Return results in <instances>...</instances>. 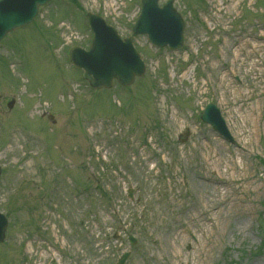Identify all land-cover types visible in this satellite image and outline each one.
Wrapping results in <instances>:
<instances>
[{"label": "rangeland", "instance_id": "374dc122", "mask_svg": "<svg viewBox=\"0 0 264 264\" xmlns=\"http://www.w3.org/2000/svg\"><path fill=\"white\" fill-rule=\"evenodd\" d=\"M140 1L52 0L0 42V264H264V0H172L182 47L135 37L144 75L91 91L85 14L124 39Z\"/></svg>", "mask_w": 264, "mask_h": 264}, {"label": "water", "instance_id": "95a60500", "mask_svg": "<svg viewBox=\"0 0 264 264\" xmlns=\"http://www.w3.org/2000/svg\"><path fill=\"white\" fill-rule=\"evenodd\" d=\"M51 0H0V41L11 31L31 23L39 7ZM158 0H142V9L132 33L134 36L147 35L149 41L163 48L175 50L182 45L183 21L168 2L162 9L157 7ZM88 24L94 34L88 52L75 48L70 52L72 64L84 71V79L95 89H108L116 80L126 87L135 77L144 73L143 63L134 50L133 38L121 41L115 31L93 15H87ZM13 101L8 103V109ZM201 119L210 124L214 131L230 139L218 110L209 105ZM6 219L0 215V242L4 239ZM127 254L118 264H123Z\"/></svg>", "mask_w": 264, "mask_h": 264}, {"label": "bare ground", "instance_id": "6f19581e", "mask_svg": "<svg viewBox=\"0 0 264 264\" xmlns=\"http://www.w3.org/2000/svg\"><path fill=\"white\" fill-rule=\"evenodd\" d=\"M246 47H250V45L249 44H246ZM253 47V46H252ZM255 48V47H254ZM242 50V49H241ZM240 50V51H241ZM247 97H249V96H247ZM244 123V125L246 126V128H247V124H246V122L244 121L243 122ZM238 139V138H237ZM239 149L242 151V153H244V152H247L248 151V147H246V146H239ZM232 170H234V169H232ZM230 212H234V213H238V214H244L246 211H247V209L245 208V207H237V206H235L234 204H230ZM197 253H200L201 252V248H197ZM199 257H200V254L199 255H197V258H196V256L194 257V258H196V262L199 260ZM194 262V261H193Z\"/></svg>", "mask_w": 264, "mask_h": 264}]
</instances>
